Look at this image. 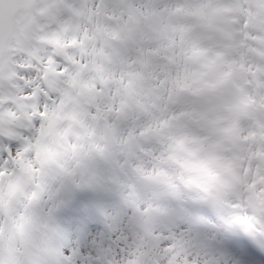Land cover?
Returning <instances> with one entry per match:
<instances>
[{
	"label": "snow or ice",
	"instance_id": "snow-or-ice-1",
	"mask_svg": "<svg viewBox=\"0 0 264 264\" xmlns=\"http://www.w3.org/2000/svg\"><path fill=\"white\" fill-rule=\"evenodd\" d=\"M0 264H264V0H0Z\"/></svg>",
	"mask_w": 264,
	"mask_h": 264
}]
</instances>
